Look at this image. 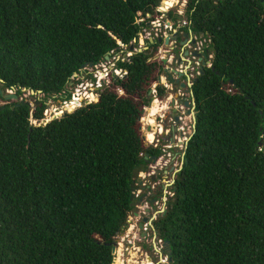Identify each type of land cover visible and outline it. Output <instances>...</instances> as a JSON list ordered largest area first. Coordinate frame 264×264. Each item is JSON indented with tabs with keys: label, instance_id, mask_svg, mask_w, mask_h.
<instances>
[{
	"label": "trees",
	"instance_id": "16d2710c",
	"mask_svg": "<svg viewBox=\"0 0 264 264\" xmlns=\"http://www.w3.org/2000/svg\"><path fill=\"white\" fill-rule=\"evenodd\" d=\"M160 2L0 0V264H112L132 170L158 157L140 120L164 40L133 43ZM185 18L177 36L206 38L211 66L193 81L194 133L154 232L168 264H264V0H188ZM120 45L125 74L96 102L31 123L45 100L20 104L23 89L68 99L71 78Z\"/></svg>",
	"mask_w": 264,
	"mask_h": 264
},
{
	"label": "built area",
	"instance_id": "2783aa9c",
	"mask_svg": "<svg viewBox=\"0 0 264 264\" xmlns=\"http://www.w3.org/2000/svg\"><path fill=\"white\" fill-rule=\"evenodd\" d=\"M172 7H166L165 0H161L159 5L155 9V13L159 16V18H163L165 13H167L169 10H171ZM178 14H181L182 12L176 11ZM147 17H150V15H147ZM143 21V20H140ZM151 21V20H150ZM149 23H153L154 25L155 21ZM147 24V25H148ZM183 25H186V22H183ZM160 27V25H158ZM175 25L172 24L169 21L164 22V29L169 31V35H163L161 36L159 32H156L153 37H150L151 40L156 42L157 39H165L168 37H171L172 34H174L176 31ZM182 27V26H181ZM158 28V27H157ZM201 39L200 36H195L191 34L189 36L188 44L189 48L192 46V50L199 54V57H201V60L192 57L194 61L192 71L195 70L196 72L190 73L184 80H182V83L184 84V88L177 91L176 94H173L171 91V84L167 82L163 72L158 76L160 78V83L155 82L151 87V96L153 97V101L159 102L160 105H165L166 107L175 108V112L179 120L181 121L180 124L174 121L173 117L171 116L169 118V124L166 127V136L170 140V144L172 148H182V145L184 147V150L186 148V144L188 143L189 139L194 133L195 128V112H194V99L191 92V87L193 84V81L195 77H197L200 72H198L199 67L203 65V67L209 68L211 66V54H207L206 58H203L202 55L204 54V50L207 48L206 46H203L202 42L199 40ZM192 42H194V45H192ZM172 43V42H171ZM120 48H123L122 45H120ZM117 52L111 51L108 54L107 58H104L102 61L95 65H89L85 66L80 70L79 74H75L71 78V82L68 86L69 91V98L68 99H59L62 101L61 109L54 112V115H51V117H47L46 110L43 112V119L40 121V123H37L36 121L31 120V123L33 125H41L46 124L51 120L57 119L61 117L64 113H71L75 111L78 108H81L84 105H88L90 103L96 102L101 89L104 87V85H107L110 81V76L115 77H122L125 72L121 69L116 68V62L121 59V57H115ZM131 53L127 54V56H130ZM125 56V55H124ZM122 56V57H124ZM126 56V57H127ZM172 59V56H170ZM169 59V58H168ZM171 59L170 64H171ZM123 60V58H122ZM163 60V59H161ZM204 63V64H203ZM184 66V63H181L179 65V71L182 70V67ZM165 66L163 65V69ZM162 69V70H163ZM159 87H162L165 90V93L168 92L166 97V102H162L158 99L157 96V89ZM121 93V92H120ZM56 100V96L50 97L48 100ZM188 103V106H185L184 103ZM161 107V106H160ZM165 107V108H166ZM145 109V108H144ZM164 110V109H162ZM160 110L154 117V127H151L150 124L146 123L143 120V117L141 118L142 123V133L145 136V144L147 146L152 147L153 149H156L158 145L160 144V135L162 133L161 129V122L164 118V113L161 114ZM158 127L157 130L155 129L156 126ZM175 127L177 133L179 131L185 133V135L182 137L181 142L179 143L180 139L173 135L172 128ZM150 132L153 134V139L147 140L146 135ZM183 150V152H184ZM184 155V154H183ZM183 157V156H182ZM149 162H153V160H158V162L161 160V157H149ZM150 170H154L155 166L150 164L148 167ZM140 195L141 190H135L134 196L135 200L140 201ZM150 195V193H149ZM145 199V198H144ZM148 199V198H146ZM149 202L145 201V206H141L139 204H135V210L131 211L130 215L127 219V226L123 228L122 232L119 234V236L115 240V260L117 257H119L120 264H158L154 262V257L156 256H162L165 255V258L167 259V256L165 254V245L164 242L157 238L154 228H153V221H154V215H151L147 211V206ZM115 263V262H114ZM166 263V262H165ZM168 264V263H167Z\"/></svg>",
	"mask_w": 264,
	"mask_h": 264
},
{
	"label": "flooded vegetation",
	"instance_id": "af4514ba",
	"mask_svg": "<svg viewBox=\"0 0 264 264\" xmlns=\"http://www.w3.org/2000/svg\"><path fill=\"white\" fill-rule=\"evenodd\" d=\"M183 35V34H182ZM189 36L188 37H180L177 36L176 42L173 44L172 49L169 52H166L168 54L167 59L172 56L170 68L178 70L179 65L181 63H184V66L182 67V70L179 71L183 73L185 76L181 77L179 79L178 83H174L171 86V91L173 94H176L179 89V85L182 84L181 80L186 78L190 73H195V70H191L193 68V58L191 57L192 47L187 49L189 47L188 44ZM183 44L181 45L180 43ZM187 44V47L185 46ZM203 68L199 67L198 72L202 71ZM175 108L173 107H166L164 112V118L161 122V129L162 133L160 135V144L156 148L158 151V157H161V160L158 162V160L149 162L146 161V171L142 172L145 175L142 176L138 175L140 177V183L138 184V188L141 190L140 195V201H142L144 198H148L147 201L149 202L147 211L151 213V215H154V221L157 219V217L164 213L167 207L168 200L173 195L174 191V182L176 174L179 172V170L182 167V156L184 154L183 150L184 147L182 145V148H172L170 144V140L167 138L165 132L166 127L169 124V118L172 116L174 121L178 124L181 123L179 120V117L175 115ZM151 127H154V119L151 120L150 123ZM156 126V125H155ZM157 126L155 129L157 130ZM173 135L180 139L179 143L181 142L182 137L185 135V133L179 131L177 133L176 128H172ZM154 137V136H153ZM150 164L155 166L154 170H150L148 167ZM150 193V195H149ZM167 194H171L168 198L166 197ZM161 205V206H160ZM163 205V207H162ZM162 210V211H161ZM153 221V222H154ZM163 256V255H162ZM162 256H156L154 257V262H157L158 260H161ZM158 262V264H160Z\"/></svg>",
	"mask_w": 264,
	"mask_h": 264
},
{
	"label": "rangeland",
	"instance_id": "374dc122",
	"mask_svg": "<svg viewBox=\"0 0 264 264\" xmlns=\"http://www.w3.org/2000/svg\"><path fill=\"white\" fill-rule=\"evenodd\" d=\"M187 2H188V0H175V3H174V5H173V7H172V11L171 10H169V11H171L170 13H172V16H174V18H170V17H168V13H169V11L167 12V13H165V15H164V17L163 18H159V16L157 15V14H155L154 15V17H152V18H150L151 19V21L150 22H152V21H155V23H154V25H152L153 23H147L148 25H147V27H145V28H143L142 30H141V32H140V34H139V38H138V43H133V47H135V51H138V50H144V46H145V42L146 41H149V39H150V37H153V35L156 33V32H159V34L161 35V36H163V35H169V31L168 30H165L163 27H164V22L165 21H169V22H171L172 24H174L175 26V29H176V31L178 32V30H179V28H181V26L183 27L184 25H183V22H185V20H186V18H185V6H186V4H187ZM169 8V7H168ZM176 11H180V12H182L181 14H178ZM175 19V20H174ZM158 25H160V27L158 26ZM158 27V28H157ZM200 37H201V35H200ZM143 40V42H144V45H142V42L141 41H139V40ZM201 42H202V44H203V46H206L207 44H208V41H206V38H201V39H199ZM173 45V44H172ZM186 47H187V44L185 45ZM192 47V46H191ZM187 49L188 50H190L189 49V47H187ZM126 50V48L125 47H123V48H121V50H119L117 53H116V58L117 57H122L123 55H125V56H127V54H128V52L127 51H125ZM168 51V46H165L164 44H162L160 47H159V49H158V52H157V58L158 59H166L167 58V56H168V54L166 53ZM131 52H129V54H130ZM171 59V57H169V59L168 60H170ZM163 71V70H162ZM161 71V72H162ZM161 74V73H160ZM185 79V78H184ZM184 79H182V80H184ZM182 80H181V82H182ZM23 92V91H22ZM6 93H8V94H13V91H9V90H7V92ZM167 94H168V92L167 93H165V97H164V99L162 100V102H166V97H167ZM29 96V94L28 93H26V92H24V94L22 95V100H26V101H28L30 104H31V106H33V102L35 101V100H42V99H44L45 100V106H46V108H45V110H46V115H47V117H51V115H54V112L55 111H57V110H59V109H61V105L60 104H62V101L61 100H59V99H54V100H48L49 98H44V96L43 95H41V94H37V95H35V94H33L32 95V97L31 98H29L28 97ZM149 96V95H148ZM151 96V95H150ZM149 96V97H150ZM164 106V110H165V105H161V109H163L162 107ZM145 113H144V117H145ZM143 117V118H144ZM140 175H142V176H144L145 174L144 173H142V172H140ZM137 190H140L139 188L137 189ZM169 196H171V194H167L166 195V197L168 198ZM147 199L145 198V199H143L142 201H138V200H135V204L137 203V204H139V205H141V206H145V201H146ZM161 206V205H160ZM162 207H163V205H162ZM162 211V210H161ZM129 216H131L130 214H129ZM161 260H162V262L160 263V264H167L168 263V260L165 258V255H163L162 256V258H161ZM161 260H158L157 259V262L156 263H158V262H160ZM166 262V263H165Z\"/></svg>",
	"mask_w": 264,
	"mask_h": 264
},
{
	"label": "water",
	"instance_id": "95a60500",
	"mask_svg": "<svg viewBox=\"0 0 264 264\" xmlns=\"http://www.w3.org/2000/svg\"><path fill=\"white\" fill-rule=\"evenodd\" d=\"M192 34L191 31H189V33H185L184 34V37H188ZM176 39H177V32L174 33L173 36L171 37H168V38H165L164 41H163V44L165 46H168L169 48V52L170 50L172 49L173 45L175 42H176ZM142 42V45H144V42L143 40H139ZM161 42V39H157L156 42H154L153 40L149 39V43L150 44H156V43H160ZM172 42V43H171ZM181 45L183 44L180 43ZM192 45H194V42H192ZM147 47H144V49H146ZM131 50H132V47H131ZM137 52H141V50H138ZM209 53L208 50H205L204 54L202 55L203 58H206L207 54ZM191 57H196L198 59L201 60V57H199V54L196 53L195 51H192L191 53ZM108 57V53L105 55L104 58H107ZM172 60V59H171ZM162 63L163 65L165 66V68L163 69V74L167 80L168 83H170L171 85L174 84V83H178L179 82V79L183 76H185L183 73L179 72L178 70H175V69H171L170 68V61L166 58V59H163L162 60ZM204 64V63H203ZM201 68H203V65L201 66ZM195 80V79H194ZM157 83H160V78L158 77L157 78ZM185 86L184 84H180L179 85V89H183ZM23 92H25V89L22 90ZM192 92V91H191ZM31 94L33 95L34 92H31ZM38 94H40V92H38ZM148 95L150 96L151 95V90L148 92ZM6 99L10 100V99H13V100H16L17 99V96L14 95V94H7L6 96ZM153 101V97L150 96V103L148 105V107H146L145 109H143V114H147L148 113V108L150 107L151 103ZM20 104H26V105H30L31 104L26 101V100H21L20 101ZM185 106H188V103H184ZM195 116V114H194ZM195 121H196V116H195ZM41 125H45V124H41ZM142 129V127H141ZM142 140L145 141V136L143 135L142 133V136H141ZM187 146V144H186ZM144 161H149L148 160V155H145V158H144ZM155 161V160H153ZM145 162L136 166L133 170H132V174H131V184H130V197H129V200H130V207H131V211H134L135 210V196H134V191L138 189V184L140 183V177H138L139 173L140 172H144L146 171V165H145ZM127 224L124 226L126 227ZM166 248H168V246H166ZM114 249H115V242L112 244L111 246V253H112V264H114L115 262V253H114Z\"/></svg>",
	"mask_w": 264,
	"mask_h": 264
},
{
	"label": "bare ground",
	"instance_id": "6f19581e",
	"mask_svg": "<svg viewBox=\"0 0 264 264\" xmlns=\"http://www.w3.org/2000/svg\"><path fill=\"white\" fill-rule=\"evenodd\" d=\"M165 5H166V4H165ZM152 102H153V101H152ZM149 112H150V107L148 108V113H149ZM148 113H147V114H148ZM147 114H146V115H147ZM151 120H152L151 118L145 120V117H144L143 120H141V121H145L146 123L150 124V123H151ZM151 136H153V134L150 133V132H148L147 135H146L147 140H150V141H151V140H152V139L150 138ZM114 264H115V263H114ZM116 264H120L119 257H117V259H116Z\"/></svg>",
	"mask_w": 264,
	"mask_h": 264
},
{
	"label": "crops",
	"instance_id": "0c3cea01",
	"mask_svg": "<svg viewBox=\"0 0 264 264\" xmlns=\"http://www.w3.org/2000/svg\"><path fill=\"white\" fill-rule=\"evenodd\" d=\"M188 33H189V32H188ZM182 34H183V37H184V34H185V33H182ZM173 35H174V34H172L171 36H173ZM160 110H161V108H160ZM164 112H165V110H162V111H161V114L164 113Z\"/></svg>",
	"mask_w": 264,
	"mask_h": 264
}]
</instances>
